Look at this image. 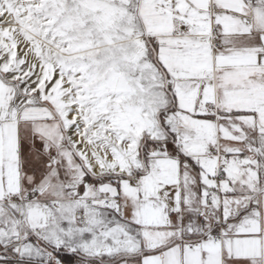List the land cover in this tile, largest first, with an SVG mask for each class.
Returning <instances> with one entry per match:
<instances>
[{
  "label": "snow or ice",
  "instance_id": "1",
  "mask_svg": "<svg viewBox=\"0 0 264 264\" xmlns=\"http://www.w3.org/2000/svg\"><path fill=\"white\" fill-rule=\"evenodd\" d=\"M0 264H264V0H0Z\"/></svg>",
  "mask_w": 264,
  "mask_h": 264
}]
</instances>
